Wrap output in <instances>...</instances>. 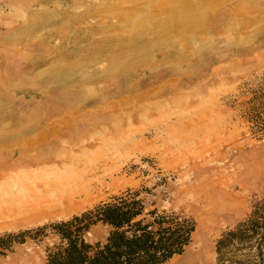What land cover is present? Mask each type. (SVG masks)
<instances>
[{
    "label": "rangeland",
    "instance_id": "obj_1",
    "mask_svg": "<svg viewBox=\"0 0 264 264\" xmlns=\"http://www.w3.org/2000/svg\"><path fill=\"white\" fill-rule=\"evenodd\" d=\"M149 1L0 0V234L148 188L150 207L196 222L165 264H218V238L264 197L248 118L264 94V0H193L201 23L181 33L191 0L172 14ZM45 261L31 241L0 256Z\"/></svg>",
    "mask_w": 264,
    "mask_h": 264
},
{
    "label": "trees",
    "instance_id": "obj_2",
    "mask_svg": "<svg viewBox=\"0 0 264 264\" xmlns=\"http://www.w3.org/2000/svg\"><path fill=\"white\" fill-rule=\"evenodd\" d=\"M254 100L259 107L248 118L264 136V94ZM143 189L128 188L68 219L0 234V256L31 241L43 248L46 264H165L185 252L196 222L185 212L150 207ZM98 228L107 230L104 238L94 236ZM216 253L218 264H264V197L221 234Z\"/></svg>",
    "mask_w": 264,
    "mask_h": 264
},
{
    "label": "bare ground",
    "instance_id": "obj_3",
    "mask_svg": "<svg viewBox=\"0 0 264 264\" xmlns=\"http://www.w3.org/2000/svg\"><path fill=\"white\" fill-rule=\"evenodd\" d=\"M144 1V0H143ZM163 1V0H162ZM169 3H171L170 5H167V6H165V10H167L170 14H172L173 12H175V11H177V10H179V8L180 7H177L176 6V4H174V3H172L173 1L175 2L176 0H167ZM191 1H192V3H191ZM191 1H189L190 3L188 4L187 2V4H185V7H182V8H180V10H182L183 12H184V14L177 20V24H178V26H179V28H177L178 30V32L179 33H181L182 31H184L183 30V28H185L186 26H190V25H194V24H197V22L199 21V20H201V18L199 19L198 17L199 16H196V15H193L192 13H191V11L193 10H195L197 7H199L198 5H196V2L193 4V0H191ZM221 1V0H220ZM149 2H151V0L149 1ZM178 2H179V0H178ZM202 2V1H201ZM216 2V1H215ZM137 3V2H136ZM140 3H142V2H140ZM140 3H139V5H140ZM148 3V2H147ZM159 3H160V1H159ZM162 3V2H161ZM211 3V2H210ZM216 3H218V1L216 2ZM206 4V3H205ZM163 5V4H162ZM209 5V4H208ZM208 5H207V7H208ZM212 5V4H211ZM210 5V6H211ZM137 6H138V4H137ZM209 6V7H210ZM155 7V6H154ZM154 7H153V9H154ZM164 7V6H163ZM163 7H161V8H159L158 10H159V12L160 11H165L164 10V8ZM205 7V6H204ZM206 7V8H207ZM159 12H155L154 13V15H158L159 16ZM164 13V12H163ZM163 13H161V14H163ZM196 14V13H195ZM151 15V14H150ZM176 16H178V15H176ZM162 19V18H161ZM160 19V20H161ZM174 18L173 17H171L168 21H167V23H169L170 25H173L174 23H175V21L176 20H173ZM199 19V20H198ZM157 20H159V19H157ZM157 21L158 22V25H159V27H161V26H163L162 24H164V23H162V21ZM163 20V19H162ZM200 22V21H199ZM199 22H198V24H199ZM201 23V22H200ZM197 24V25H198ZM174 26V25H173ZM196 27V26H195ZM188 28H192V27H188ZM173 31V30H172ZM174 32V31H173ZM184 33V32H183ZM4 146V145H3ZM95 174V173H94ZM87 175V174H86ZM93 177L94 176H90V174L89 175H87L84 179H83V182H80V183H85V185L87 186V184H88V182L89 183H92L93 184ZM89 185V184H88ZM81 187V186H80ZM83 187H85L83 184H82V187L81 188H83ZM81 188H79V189H81ZM89 188V187H88ZM91 188V187H90ZM83 190V189H82ZM86 190V189H85ZM76 191V190H75ZM75 193V192H74ZM84 193V192H83ZM82 195V191L81 190H79V191H77L75 194H74V197H76V196H81ZM85 195H86V193H85ZM74 197L73 196H71V199H74Z\"/></svg>",
    "mask_w": 264,
    "mask_h": 264
}]
</instances>
